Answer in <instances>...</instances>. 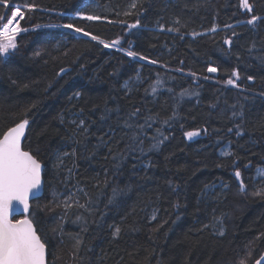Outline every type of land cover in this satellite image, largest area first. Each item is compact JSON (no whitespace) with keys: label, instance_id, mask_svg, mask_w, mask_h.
Wrapping results in <instances>:
<instances>
[{"label":"trees","instance_id":"1","mask_svg":"<svg viewBox=\"0 0 264 264\" xmlns=\"http://www.w3.org/2000/svg\"><path fill=\"white\" fill-rule=\"evenodd\" d=\"M249 3L252 12L240 0H10L28 31L0 57V134L26 113L22 147L43 167L29 216L47 264H253L264 253V197L253 195L264 191V177L254 181L264 169V0ZM69 22L122 41L108 49L49 27ZM187 131L200 135L188 142ZM69 190L91 198L87 211L55 206Z\"/></svg>","mask_w":264,"mask_h":264},{"label":"snow or ice","instance_id":"2","mask_svg":"<svg viewBox=\"0 0 264 264\" xmlns=\"http://www.w3.org/2000/svg\"><path fill=\"white\" fill-rule=\"evenodd\" d=\"M28 11H34L36 8L35 4L26 3L23 6ZM132 8H136L137 4L134 2L131 4ZM240 7L248 12H252V5L249 0H240ZM0 8L4 11L0 12V57H7L10 52H14L17 48L16 37L21 32H27V28H21L19 25V20L24 19V12L21 7L16 5H10V0H0ZM129 13H125L128 15ZM79 15V14H78ZM19 17V20L17 19ZM81 19L88 21L99 20V16L95 15H80ZM259 19L258 16L253 15L247 23L249 25H255L256 21ZM110 23L112 21H109ZM179 23V21H176ZM139 26V21L137 23L129 25L130 28H136ZM49 27H58L63 29H68L74 33L83 35L84 37H90L93 41H98L105 48L113 47L120 43L119 39L112 41L111 44L106 43L104 40L100 39L96 35H92L85 31L83 28L77 27L74 23H64L61 25H50ZM163 30V29H162ZM173 29L169 28L168 31ZM211 31H216L212 28ZM225 44H231L232 41L225 39ZM40 52H36L35 56H40ZM129 57H137L138 53L134 51L126 52ZM139 59H147L144 56H139ZM149 63H156V61L149 60ZM63 71V70H62ZM209 73H215L217 68L209 66L207 68ZM189 75H195L194 73H189ZM236 80L240 79L238 71H233L231 73ZM208 77H205L207 79ZM248 79L251 81L252 77L249 76ZM159 83V82H158ZM228 85L237 87L233 79H228L226 81ZM153 88V92H155ZM186 93L182 92L181 96ZM79 95V94H77ZM139 109H136L131 113V116H136ZM73 123H77L73 121ZM29 124L26 113L24 118L20 119L15 126L9 127L6 131L0 134V264H46V245L41 241V237L37 234V228L34 227V219L27 215L30 211V197L32 199H39L42 191V161L37 155L33 154L31 150H25L22 147V140L25 138V130ZM85 122L79 120L78 127L84 129ZM125 126L132 128L133 125L130 123H125ZM143 128V126H139ZM205 131H207L205 129ZM232 131V129H229ZM243 133L237 132V135H242ZM184 135L191 140L193 137L199 136V131H187ZM102 139V138H101ZM137 138L133 136V140ZM155 139V138H154ZM167 137H163L158 143L162 144ZM153 148L157 147V144L152 145ZM74 154V153H73ZM69 153H63V156H67ZM224 155H229V153H224ZM63 164V157H57V165L59 168ZM71 171V170H69ZM258 174L264 177V169H258ZM234 175L238 181H240L238 187L241 192L246 191V186L241 180V172L236 170ZM225 187H227L225 185ZM77 191L83 193L85 197H89V193L83 188H77ZM61 196L65 198L56 202V197L53 198V203L56 207H63L65 213H67L71 208L77 207L85 209L87 211L86 205L92 204L91 198H88L85 203H81L78 199L74 200L75 193L70 190L66 193H61ZM117 195V190L113 189V199ZM254 196L264 197V191L257 190L253 193ZM113 200H109L112 203ZM179 205H177L178 207ZM44 207H49L45 205ZM39 209V206H38ZM43 210V209H39ZM23 212L26 214L23 219L10 218L11 213ZM34 216L35 213H32ZM77 219H80L78 216ZM153 220L156 219L155 215L152 217ZM217 223H222L218 218H214ZM204 227H209L205 225ZM86 231V229H84ZM121 232L120 227H116L113 232V237L116 238ZM218 235L224 236L225 232L223 230H218ZM261 235H264L262 233ZM259 239V237H257ZM82 240L76 239V247L79 248ZM264 261V255H261L259 259L255 260V264H261ZM240 264H247L246 261H241Z\"/></svg>","mask_w":264,"mask_h":264},{"label":"water","instance_id":"3","mask_svg":"<svg viewBox=\"0 0 264 264\" xmlns=\"http://www.w3.org/2000/svg\"><path fill=\"white\" fill-rule=\"evenodd\" d=\"M27 129H28V126H27V128H26V130H25V134H26ZM198 137H199V136H196V137H194V138H198ZM23 141H24V139L22 140V145H23ZM187 141L190 142L191 140L187 139ZM42 175H43V167H42V170H41V177H42ZM41 188H42V191H41L40 197H41L42 192H43V177H42V185H41ZM35 200H38V199H32V198L30 197L29 203L31 204V203H32L33 201H35ZM29 213H30V211H29ZM29 213H28L27 215H29ZM25 215H26V214H24L22 211H21V212H15V211H13V212L11 213V215H10V218H14V219H23ZM262 255H264V253H263ZM259 258H260V257H259ZM259 258H258V259H259ZM46 264H47V250H46ZM253 264H255V262H254ZM261 264H264V261H261Z\"/></svg>","mask_w":264,"mask_h":264},{"label":"rangeland","instance_id":"4","mask_svg":"<svg viewBox=\"0 0 264 264\" xmlns=\"http://www.w3.org/2000/svg\"><path fill=\"white\" fill-rule=\"evenodd\" d=\"M60 29H63V28H60ZM67 30V29H66ZM74 33V32H73ZM21 34V33H20ZM76 34V33H75ZM79 35V34H78ZM119 41H122V37L121 38H119ZM108 49H114V50H117L118 48L117 47H109ZM126 54V53H125ZM208 75H210V76H214V73H209L208 72ZM207 81V80H206ZM224 153H228V148H225L224 150H222L220 153H219V155L220 156H227V155H224ZM261 178H263V177H261V176H259V174H258V171H256L255 172V176H254V181H259ZM216 188H220L222 191H223V189L224 188H222V187H220V186H218V187H215V188H213V189H216ZM213 189H211V191L213 190ZM210 191V192H211ZM206 193H208V191L206 192ZM218 227H220V223H217L216 224Z\"/></svg>","mask_w":264,"mask_h":264},{"label":"bare ground","instance_id":"5","mask_svg":"<svg viewBox=\"0 0 264 264\" xmlns=\"http://www.w3.org/2000/svg\"><path fill=\"white\" fill-rule=\"evenodd\" d=\"M18 18H19V17H18ZM18 18H17V19H18Z\"/></svg>","mask_w":264,"mask_h":264}]
</instances>
